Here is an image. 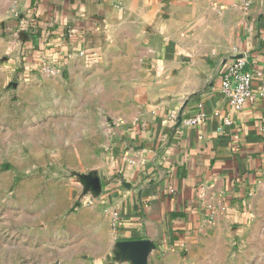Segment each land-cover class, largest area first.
Listing matches in <instances>:
<instances>
[{
    "label": "crops",
    "instance_id": "1",
    "mask_svg": "<svg viewBox=\"0 0 264 264\" xmlns=\"http://www.w3.org/2000/svg\"><path fill=\"white\" fill-rule=\"evenodd\" d=\"M29 54H69L59 76L24 78L44 90L49 119L73 110L88 129L60 135L80 141L70 145L80 165L61 170L98 173L120 214L116 229L99 206L80 211L79 228L106 233L110 264H151L264 212V98L234 109L221 93L236 56L264 74V0L248 12L237 0H0L1 101ZM200 107L208 118L187 127Z\"/></svg>",
    "mask_w": 264,
    "mask_h": 264
},
{
    "label": "rangeland",
    "instance_id": "2",
    "mask_svg": "<svg viewBox=\"0 0 264 264\" xmlns=\"http://www.w3.org/2000/svg\"><path fill=\"white\" fill-rule=\"evenodd\" d=\"M25 70L17 77L12 67L0 100V264H110L102 251L106 233L79 228L88 218L82 209L99 206L110 221L107 208L76 206L86 191L95 193L84 178L99 174L61 170L80 165L70 147L80 141L60 135L88 129L74 122L73 110L49 119L48 109L37 106L44 90H30L34 82L24 78L36 71ZM234 226L195 239L188 250L160 253L151 264H264V212Z\"/></svg>",
    "mask_w": 264,
    "mask_h": 264
},
{
    "label": "built area",
    "instance_id": "3",
    "mask_svg": "<svg viewBox=\"0 0 264 264\" xmlns=\"http://www.w3.org/2000/svg\"><path fill=\"white\" fill-rule=\"evenodd\" d=\"M238 5L244 12L251 9L254 0H237ZM20 25L23 27L21 31L29 34L34 33L33 29L27 27L28 20L20 15L16 16ZM74 36V29L69 28L64 36V43L69 47L71 45V38ZM69 49V48H68ZM238 51H236V54ZM69 54L66 56H32L31 54L22 58V61L28 67L24 69L34 70L41 75L47 77H57L62 74V69L67 66ZM26 72V70H25ZM25 75V74H24ZM260 83V88L255 90V82ZM221 93L228 100L229 105L234 109H240L245 105L254 102L257 98H264V74L248 69V61L244 56H236L229 60L227 63L222 77ZM199 113L186 121V126L194 128L203 123L208 115L203 112L200 107ZM171 119L177 124L178 115H172ZM229 124V122H227ZM77 207H83L99 203L107 208L109 214L112 215L114 228H118L121 222L120 214L115 210L110 212V205L107 203L106 195L101 192L100 194H92L91 191H86L84 195L78 199Z\"/></svg>",
    "mask_w": 264,
    "mask_h": 264
},
{
    "label": "water",
    "instance_id": "4",
    "mask_svg": "<svg viewBox=\"0 0 264 264\" xmlns=\"http://www.w3.org/2000/svg\"><path fill=\"white\" fill-rule=\"evenodd\" d=\"M181 124H182V112L178 116V122H177L176 129H178L181 126ZM84 180L86 182H88V183L84 184L85 186L89 185V183L93 184L90 188L95 192V194H100L101 193V191H102V187H101V184H100L101 180L98 177H95V176L94 177L93 176L92 177H85ZM87 188H89V187H87ZM146 244L147 243H143L142 244L144 248H147Z\"/></svg>",
    "mask_w": 264,
    "mask_h": 264
}]
</instances>
